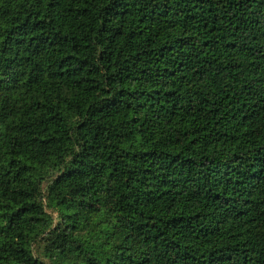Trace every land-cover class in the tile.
I'll use <instances>...</instances> for the list:
<instances>
[{
    "label": "trees",
    "instance_id": "obj_1",
    "mask_svg": "<svg viewBox=\"0 0 264 264\" xmlns=\"http://www.w3.org/2000/svg\"><path fill=\"white\" fill-rule=\"evenodd\" d=\"M0 264H264V0H0Z\"/></svg>",
    "mask_w": 264,
    "mask_h": 264
},
{
    "label": "rangeland",
    "instance_id": "obj_2",
    "mask_svg": "<svg viewBox=\"0 0 264 264\" xmlns=\"http://www.w3.org/2000/svg\"><path fill=\"white\" fill-rule=\"evenodd\" d=\"M56 216V215H55Z\"/></svg>",
    "mask_w": 264,
    "mask_h": 264
}]
</instances>
